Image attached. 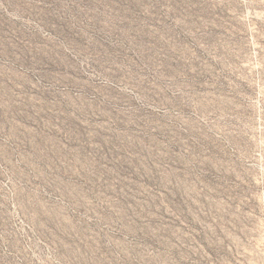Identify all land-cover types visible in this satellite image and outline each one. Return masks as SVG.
I'll return each mask as SVG.
<instances>
[{
    "label": "rangeland",
    "instance_id": "obj_1",
    "mask_svg": "<svg viewBox=\"0 0 264 264\" xmlns=\"http://www.w3.org/2000/svg\"><path fill=\"white\" fill-rule=\"evenodd\" d=\"M0 264H264V0H0Z\"/></svg>",
    "mask_w": 264,
    "mask_h": 264
}]
</instances>
